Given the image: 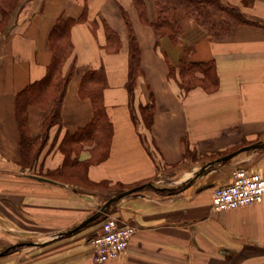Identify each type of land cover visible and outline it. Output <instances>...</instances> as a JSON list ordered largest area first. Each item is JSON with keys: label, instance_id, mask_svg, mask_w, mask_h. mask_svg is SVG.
<instances>
[{"label": "crops", "instance_id": "crops-1", "mask_svg": "<svg viewBox=\"0 0 264 264\" xmlns=\"http://www.w3.org/2000/svg\"><path fill=\"white\" fill-rule=\"evenodd\" d=\"M144 2L153 20L154 0ZM223 2L240 8L258 25H240L209 38L192 23L174 46L142 22L132 0L21 1L6 30L0 31V252L13 247L0 257V264H94L91 239L102 233L104 220L55 236L78 227L121 190L164 178L177 180L181 191L163 192L170 189L167 186L138 190L111 208L109 215L136 231L127 253L105 264H264V200L221 212L213 209L214 190L231 184L237 167L264 171V149L242 152L196 176L210 162L264 143V0L249 7L243 0ZM86 7L87 21L72 30L74 53L65 72L72 63L76 71L63 102L62 125L53 127L44 140L53 104L30 105V148H24L18 96L45 77L52 61L49 35L57 19H79ZM121 8L129 14L141 49L142 72L133 103L127 90L129 35ZM102 20L120 37L118 53L104 49ZM185 46L192 49V60L216 62V91L198 87L185 94L169 78L170 65L180 61ZM101 67L106 71L104 102L114 131L109 157L88 169L89 185L94 187L90 189L57 172L66 160L60 148L65 135L93 120L91 101L80 96L82 78ZM147 105L154 107L151 127L140 113ZM91 150L86 146L73 158L87 161Z\"/></svg>", "mask_w": 264, "mask_h": 264}, {"label": "trees", "instance_id": "trees-1", "mask_svg": "<svg viewBox=\"0 0 264 264\" xmlns=\"http://www.w3.org/2000/svg\"><path fill=\"white\" fill-rule=\"evenodd\" d=\"M21 1L0 0V14L2 16L0 31L6 30ZM256 1L243 0L244 5L248 7L252 6ZM132 2L139 11L142 22L154 29L158 39L166 37L174 46L180 44L181 36L184 34V27L179 19L180 13L194 20L195 24L205 31L209 38L216 37L219 34H227L234 27L240 25H258L256 22L247 19L240 8L228 5L223 0H154L155 18L153 20L149 19L144 0H132ZM121 13L126 22L129 35L130 53L127 90L130 103H133L138 77L142 72L141 49L128 12L121 8ZM86 21L87 7L79 19L63 16L57 19L49 35L52 61L47 68L45 77L30 84L18 96L17 116L22 129L24 148H30L27 113L30 105L47 108L53 104V109L44 124V140L48 138L53 127L62 125L63 102L68 85L76 71L75 63H72L65 72V66L74 53L72 30L76 24ZM102 23L106 33L104 49L110 53H118L121 47L119 35L105 20H102ZM92 26L95 32L96 22H93ZM191 50L189 46L184 47V53L180 61L176 65H170L169 78L176 81L185 94L198 87L208 92L216 91L220 83L216 62L214 60L194 61L189 57ZM107 87L108 81L104 67L97 70H89L83 76L80 96L91 101L93 120L88 126L74 134L67 133L65 135L60 148L64 152L66 160L64 167L57 172L60 178L76 180L89 185L87 172L90 166L99 164L109 157L114 128L104 102V93ZM140 113L147 127H151L154 119V107L149 105L141 106ZM133 119L134 121L137 120L135 111L133 112ZM86 146L92 149L91 158L84 162L74 159L73 155L79 154ZM102 185L105 186L106 184H100V186ZM142 186L139 187V191L157 189L150 185L143 184ZM115 187L120 188L122 186ZM179 191H181V187L166 189L163 192L174 194ZM104 218L105 216L97 219L92 224Z\"/></svg>", "mask_w": 264, "mask_h": 264}, {"label": "built area", "instance_id": "built-area-1", "mask_svg": "<svg viewBox=\"0 0 264 264\" xmlns=\"http://www.w3.org/2000/svg\"><path fill=\"white\" fill-rule=\"evenodd\" d=\"M264 200V171L256 172L240 166L233 172L232 183L217 187L213 192V209L221 212L245 207ZM135 227L124 225L109 215L103 222L102 233L91 239L94 264H105L125 255L135 234Z\"/></svg>", "mask_w": 264, "mask_h": 264}, {"label": "water", "instance_id": "water-1", "mask_svg": "<svg viewBox=\"0 0 264 264\" xmlns=\"http://www.w3.org/2000/svg\"><path fill=\"white\" fill-rule=\"evenodd\" d=\"M264 149V143L262 144H255V145H250V146H246V147H243L241 148L240 150L232 153V154H229L223 158H220L216 161H213V162H210L209 164H207L204 168H202V170L196 175V176H199V175H202V174H205L207 172H209L210 170H212V168H214L217 164L219 163H223V162H226V161H229L231 160L232 158L236 157L237 155H239L240 153L242 152H246V151H251V150H262ZM196 178L192 179L191 181H189L187 183V185L183 188V190L189 188L190 186L193 185V183L195 182ZM143 187V186H142ZM139 188H135V189H131V190H128V191H124V192H121L115 196H113L112 198H110L103 206L102 208L96 212L95 214H93L92 216H90L88 219H86L84 222H82V224H80L78 227H76L75 229H73L72 231H69V232H64V233H60L58 234L57 236H55V238H60V237H63L65 235H71V234H74L76 233L77 231L81 230L82 228L90 225L91 223H93L94 221H96L97 219L107 215L109 213V209L110 207H113L117 201L125 198L126 196L128 195H131L135 192L138 191ZM47 243H42V244H36V243H30L29 245H34V246H38V245H46ZM25 245V244H23ZM19 245H16L14 246L15 248H17ZM13 247L11 248H8L2 252H0V257L1 256H5L7 255L11 250H12Z\"/></svg>", "mask_w": 264, "mask_h": 264}, {"label": "rangeland", "instance_id": "rangeland-1", "mask_svg": "<svg viewBox=\"0 0 264 264\" xmlns=\"http://www.w3.org/2000/svg\"><path fill=\"white\" fill-rule=\"evenodd\" d=\"M180 23L182 24V26L185 28L186 27V25H189V24H195V22H194V20H192V19H190V18H188V17H185L184 16V14L183 13H180ZM245 167V166H244ZM248 168V167H247ZM177 180H169V178H164V180L163 181H161V182H151L150 183V186H154V187H161V186H167L168 188H170V189H174V188H176L178 185H177V183L178 182H176ZM70 182H72V183H75V184H77V185H79V186H82V187H84V188H94L93 186H90V185H87V184H83V183H80V182H78V181H76V180H70ZM180 185V184H179ZM182 185V184H181ZM104 187H106V188H108L107 186H104ZM99 188H101V187H99ZM101 208H99V210H100ZM98 210V211H99Z\"/></svg>", "mask_w": 264, "mask_h": 264}]
</instances>
